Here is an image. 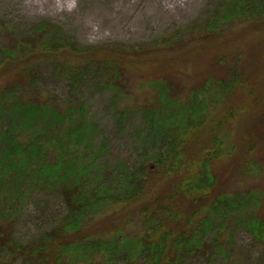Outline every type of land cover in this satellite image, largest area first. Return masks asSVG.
Returning a JSON list of instances; mask_svg holds the SVG:
<instances>
[{
  "label": "trees",
  "instance_id": "trees-1",
  "mask_svg": "<svg viewBox=\"0 0 264 264\" xmlns=\"http://www.w3.org/2000/svg\"><path fill=\"white\" fill-rule=\"evenodd\" d=\"M247 3L238 0L229 6V17L215 16L191 28L189 35L176 31L136 44L85 46L47 22L34 27L32 40L18 36L6 44L3 35L12 30L0 26V223H12L22 201L51 182L58 183L72 207L58 226L50 225L49 234L11 246L15 252L23 250L22 264H94L93 257L113 264L122 231L115 229L105 239L84 229L83 223L97 209L103 213L113 203L140 199L145 178L159 173L177 181L166 197L143 207L144 232L130 241L135 253L124 264H235L236 228L251 235L252 249L264 252V190L228 194L219 185L217 171L219 162L232 160L239 150L221 134L234 108L220 119L212 109L244 85V69L226 61L229 74L206 78L187 96L173 97L162 79L167 74L158 75L154 69V76L151 66L155 56L161 57L158 54L181 53L188 41L210 40L217 28L228 31L219 24L222 17L264 24V0H254L250 7ZM132 69L140 77L147 74L152 87L154 96L141 113L148 134L159 145L157 153L126 171L118 188L104 182L91 186L94 181L88 174L99 157L86 161V156L97 126L87 119L85 94L90 88L104 90L112 94L113 104L127 98L124 76ZM54 78L67 84L64 94L50 89L48 81ZM249 144L253 150L254 141ZM245 154V170L257 166L263 172L253 154ZM45 210H40L43 220L48 217Z\"/></svg>",
  "mask_w": 264,
  "mask_h": 264
},
{
  "label": "rangeland",
  "instance_id": "rangeland-1",
  "mask_svg": "<svg viewBox=\"0 0 264 264\" xmlns=\"http://www.w3.org/2000/svg\"><path fill=\"white\" fill-rule=\"evenodd\" d=\"M242 1L248 2L247 7L254 5V0ZM237 2L238 0H0V26L5 25L6 29L14 33L13 36L11 31L4 33L3 42L6 44L18 36L31 37L32 40V30L43 22L58 26L67 36L85 46L146 43L176 31L189 35L191 28L203 26L215 16L229 17V6ZM222 18L219 24L226 26L228 31L222 27L217 28L216 33L221 37H214L217 35L213 32L210 40L202 42L196 38L197 41H188L181 53L175 51L158 54L161 57L155 56L151 65L153 75L154 69L160 71L158 75L167 74L162 79L171 87V95L178 97L187 96L206 78L220 79L229 74L225 68L226 61L227 64L232 63L244 69V85L212 109L214 117L220 119L228 115L230 108H234L235 113L224 124L221 134L228 137L227 141L235 144L239 150L232 160L217 164L221 177L219 185L228 194L240 190H264V24L261 21L249 23L236 18ZM144 75L145 77H140L139 72L134 69L125 73V91H129L128 96L115 104L112 94L104 90L90 88L85 94L87 119L97 126L94 143L86 156V161H90L94 155L99 157L96 167L88 174L94 181L91 186L104 182V186L118 188L123 185L122 178L126 171H133L142 159L148 160L157 153L159 145H155L153 135L148 134V127L141 113L154 96L151 85L146 82L148 75ZM225 80L228 81L229 77H225ZM48 83L50 89L59 94L67 91V84L58 78L51 79ZM126 109L130 111L127 112ZM252 141L254 148L251 151L249 143ZM197 150L200 147L195 149ZM247 152L253 154V161L262 166L263 172L259 168L257 170V166L245 170ZM144 181L145 193L140 199L128 203L116 202L110 207L107 205L109 208L103 213H99L101 209H97L98 213H90L83 223L84 229L97 232L105 239L115 229L122 231V235L117 238V242L121 244L115 245V252L111 257L113 264L128 263L132 258L135 250L130 241L139 239L144 232L141 212L143 207L153 204L159 196L166 197L177 180L159 173L153 177L148 176ZM51 183L42 187L40 193L34 191L22 201L20 212L12 223H0V264H10V258L17 260L16 264H22L23 250L15 252L11 246L17 243L27 245L40 239L42 235L49 234L52 229L50 225L58 226L69 209L72 210L66 194L59 185L56 186L58 183ZM44 207L48 216L45 220L40 212ZM231 229L234 228L230 227ZM233 235L239 254H233L235 264H264V252L250 247L252 240L249 233L236 228ZM92 262L105 264L101 257H93Z\"/></svg>",
  "mask_w": 264,
  "mask_h": 264
}]
</instances>
